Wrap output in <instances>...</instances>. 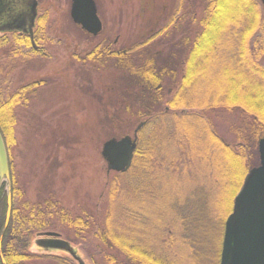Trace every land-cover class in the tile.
<instances>
[{"label":"rangeland","instance_id":"1","mask_svg":"<svg viewBox=\"0 0 264 264\" xmlns=\"http://www.w3.org/2000/svg\"><path fill=\"white\" fill-rule=\"evenodd\" d=\"M36 1L34 41L38 52L30 45L17 44L19 35L15 33L0 34V42L4 40V45L0 44V103L23 92L14 108L15 144L6 149L9 176L18 190L14 204L19 214L37 216L30 209L41 206L46 217H58L57 208L64 209L65 216L83 219L84 215L89 227L84 228L81 238H74L72 227L50 230L68 238L86 264H107L103 255L114 252L97 241L106 226L107 191L109 186L117 187L121 200L120 189L124 188L129 197L120 208L129 233L157 245V236L164 232L165 258L172 264H219L224 223L232 209L231 160L203 134H195L200 127L210 130L223 146L237 143L230 128L239 120L238 114L201 109L221 96V70L214 64L219 59L211 58L213 66L204 78H197L186 90L170 87V93L167 76L155 87H163L155 112L138 117L142 112L139 106L122 94L126 89L138 93V89L124 83V73L116 63L120 61L102 57L97 63L87 59L101 37L90 39L74 26L69 15L71 0ZM93 1L103 23L119 24V31L110 37H117L116 48L134 51L130 56L134 61L147 51V56L154 54L166 69L171 59L177 60L173 65L182 61L173 57V42L184 35L193 39V34L199 33L206 5V0ZM256 1L264 19V0ZM40 19L43 28L39 27ZM166 23L182 24L173 31L165 28L164 34L160 32L142 44L144 36ZM224 37V42L231 40ZM226 48L222 45L218 52L230 57ZM186 104L192 107L184 108ZM144 121L151 126L139 134L143 126L136 133L140 157L135 153L132 171L120 182L115 181L116 173L106 172L102 145L110 139L132 138ZM186 137L190 139L188 145ZM146 156L153 167L145 164ZM155 160L162 161L164 167ZM251 161L258 164L257 151ZM99 249L104 254L100 255ZM29 251L34 252V246ZM117 259L121 263L120 255Z\"/></svg>","mask_w":264,"mask_h":264},{"label":"trees","instance_id":"2","mask_svg":"<svg viewBox=\"0 0 264 264\" xmlns=\"http://www.w3.org/2000/svg\"><path fill=\"white\" fill-rule=\"evenodd\" d=\"M203 14L204 17L199 23V33H194L193 39L191 36L184 35L179 42L180 45H183V51H185L184 59H182L185 68L184 74H182L183 77L176 72L179 64L173 65L174 61L177 60L171 59L167 63L168 67L166 69L163 62L159 65L154 54L147 56V52L144 55H139L136 61L132 60L129 55H122L117 67L124 73L122 75L125 80L124 83L128 87L138 89V93L126 89L122 94L131 98V102L139 106L142 112H139L138 117H149L150 114L155 112L156 105L161 101L159 90L163 87L160 86L159 90H155L158 83L168 76L170 83L167 86L169 88L171 87L174 91L181 88L186 90L194 84L197 78L199 80L201 77L204 78L203 75L210 69L209 67L213 66L211 58L217 57L219 59L214 64L221 70V75L218 78L221 96L218 95L217 99L211 104H203L201 109L203 111L218 112L222 110L229 112V114H238L240 116L239 120L230 128L237 143L233 146H223L220 141L211 135L210 130H204L200 127L195 134H203L209 144L216 145L218 147L216 150H222L231 160L229 168L231 170L230 178L233 181V186L230 185L232 187L231 208L232 200L241 186L243 177L250 168L256 166L251 161L252 153L257 151V141L264 135V66H262L264 64H260L264 59V19L256 0H206ZM40 20L38 21V23L40 22L39 27L43 28L44 21ZM225 35L230 37L231 40L224 42L222 38H225ZM15 40L17 44L29 45V41L22 37ZM0 44L3 46L4 40H1ZM222 45L227 46L226 49L231 52L232 58H230L231 55L228 57V54L218 52ZM219 54L221 57H218ZM87 59L99 63L101 56L93 51ZM104 62L107 64L106 59ZM22 94L23 92L20 90L12 95L8 101L0 103V134L6 149L15 144L14 127L16 118L14 108L20 104ZM169 105L175 107L172 102H169ZM191 107V105L186 104L184 108ZM150 126L148 123L145 124L140 129L139 134ZM190 131L193 132L192 128ZM186 140L188 145L190 139L186 137ZM136 154L140 157L138 151H136ZM8 160L10 164L9 154ZM157 163H160V168L164 167L162 161ZM145 164L150 167L154 166L148 156H146ZM132 168L133 166L125 174H116L115 181L120 182V178L131 172ZM120 190L123 194L120 196L122 197L121 200L118 196L117 187L113 186L112 188L109 186L103 217L106 226L101 228L98 234V245L109 252H114V255H103L105 262L107 264H172L165 258V244L161 241L164 232L157 236L160 242L157 245L147 243L142 235L128 232L127 223H124L125 219L120 206L128 202L129 196L127 189ZM17 194L18 190L14 186L13 177L11 176V217L4 231L2 242L3 255L8 264L15 263L17 253L27 251L32 229L39 230L45 226L72 227L73 236L77 239L81 238V235L85 232L84 228L89 227L84 221V215L83 219L77 216H65V211L61 208L56 209L55 213L58 214V217L54 218L47 216L45 219L43 214L45 211L41 209V206L30 209L32 212H37V216L18 215L19 210L14 204V197ZM26 206H23L25 211L28 209ZM5 211V193L1 190L0 233L3 228ZM90 219L92 220L91 217ZM98 221L96 218V224H98ZM66 231L67 229L64 232L66 233ZM162 250L164 253L161 252ZM98 252H100V255L104 254L101 253L100 249ZM117 255L121 256V263L117 261Z\"/></svg>","mask_w":264,"mask_h":264},{"label":"water","instance_id":"3","mask_svg":"<svg viewBox=\"0 0 264 264\" xmlns=\"http://www.w3.org/2000/svg\"><path fill=\"white\" fill-rule=\"evenodd\" d=\"M9 3V2H8ZM35 0H15L10 11L4 12V22L13 20L19 13L28 23L29 36L32 39V24L35 17ZM1 14V13H0ZM70 18L82 30L96 36L101 24L96 15L93 0H71ZM33 44V43H32ZM144 123L138 125L132 138L110 139L101 148V157L106 163V172L125 173L132 164L136 149L137 131ZM258 165L248 170L242 185L232 202L231 213L225 220L219 264H264V135L257 142ZM6 193V211L1 237L6 230L11 211L10 176L6 148L0 134V191ZM55 237V233H47ZM0 237V241H1ZM50 248L65 249L73 255L69 244L57 240L47 243ZM78 264H84L74 256Z\"/></svg>","mask_w":264,"mask_h":264},{"label":"flooded vegetation","instance_id":"4","mask_svg":"<svg viewBox=\"0 0 264 264\" xmlns=\"http://www.w3.org/2000/svg\"><path fill=\"white\" fill-rule=\"evenodd\" d=\"M15 0H0V34H4V33H10V34H17L19 36H21L23 39L28 40L30 42V46L31 48L36 52H38L40 50L39 47H37L35 41H34V32H35V25H36V18H37V13L36 16L33 19V23L32 24V39L29 36V26L27 23V20L25 19V17L27 15H29V11L27 13V15H25L24 13H19L15 16L11 17L13 18L12 21L10 22H4L2 19V16L4 15V12L9 10L10 11V6L11 3H13ZM9 2V3H8ZM99 18V16H98ZM100 20V18H99ZM104 22V21H103ZM100 20V24H101V29L100 32L97 34V36H93L91 34H88L87 32L83 31L79 26L75 25L74 26L80 31V33H84L88 38L93 39L96 37H101L100 40V44L97 48H94L93 50H91V53L96 50V52L98 54H100L101 58H109V59H113V60H118L120 61V58L122 55H129L131 56L134 51L130 50V51H125V50H121L120 48H116V46L118 47V39L117 37L114 38V40H110V37L113 36V34H116L119 31V24L118 23H103ZM182 24V23H179ZM178 23H166L165 26L163 28H161L160 30L156 31L155 33H152L150 36L146 35L144 36L145 40L144 42H142V44L147 43L151 38H153L156 34H159L160 32H163V34L165 33L164 31L166 30L165 28L169 29L170 31L176 30V27H179ZM182 39V37H180L178 39V42H173L176 43L175 45H173V53H175L173 57H178V59L182 58L184 59L185 56V51H183V45H180L179 42ZM32 42L35 45V48L32 47ZM136 52V51H135ZM147 52V51H146ZM157 54V52L155 53ZM134 57V56H133ZM136 57V55H135ZM116 62V61H114ZM119 63V62H116ZM184 62L180 61L178 67L176 68V72L177 74H179L180 76L183 77L182 74H184ZM181 77V79H182ZM167 87L164 86V89H166ZM171 93V89H168ZM167 90V92H168ZM5 205H6V198H5ZM20 215V214H18ZM23 216H26L24 214H22ZM57 215V213L55 214ZM1 216V214H0ZM11 217V212H10V216L9 219ZM45 219L46 216L44 215ZM4 219H5V214H4ZM4 224V222H3ZM51 228L48 226H45L44 228L41 227V229H35L37 231H34L31 233V239L27 248L26 252L23 253H17V255H15V258L17 260H15L14 264H78L77 260H75L74 256H76L77 258H79L81 261H83L81 259V257L79 256V254L77 253L76 249L73 247L72 242L68 241L65 237L63 238L62 235H59L58 233L55 232H51L50 230ZM47 233H55L57 234V236L55 237H50L47 236ZM4 234V233H3ZM0 237H1V233H0ZM57 240H61L66 242L67 244H69V248H71L73 255L69 254L68 251H66L65 249H58V248H50L48 246L47 243H49V241L51 242H55ZM2 242H3V235L1 237V241H0V264H8L4 255H3V251H2ZM35 251L31 252L29 251V247H33ZM84 264L85 261H83Z\"/></svg>","mask_w":264,"mask_h":264}]
</instances>
